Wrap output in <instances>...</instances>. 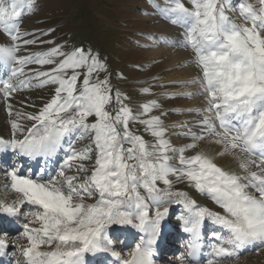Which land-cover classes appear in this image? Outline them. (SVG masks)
I'll list each match as a JSON object with an SVG mask.
<instances>
[{"label":"snow or ice","instance_id":"snow-or-ice-1","mask_svg":"<svg viewBox=\"0 0 264 264\" xmlns=\"http://www.w3.org/2000/svg\"><path fill=\"white\" fill-rule=\"evenodd\" d=\"M258 4L168 0L166 6L155 5L182 29L179 39L162 36L160 42L191 49L186 63L198 69L196 76L161 86L200 85L162 95L203 96L204 101L201 107L153 115L163 105L150 99L134 111L98 50L42 39L54 28L24 29V17L38 10L36 0H0V29L9 38L0 43V64L7 70L0 78V98L10 118V135L0 136V152L43 161L36 171L20 164L0 169V188L16 194L10 202L0 199V213L26 221L15 237L26 243L11 245L12 255L18 251L23 258L18 264H86V255L100 253L114 258L109 264H155L161 225L172 205L181 206L177 218L189 236L180 264L201 253L206 223L215 230L209 233L204 264L235 262L254 246L259 253L264 247V0ZM237 10L244 22L230 14ZM38 43L52 46L30 50ZM32 89L50 91L38 105H25L32 111L14 109L13 95ZM138 91L150 93L151 86ZM170 112L195 113L196 119L169 124L163 117ZM136 123L151 141L133 130ZM172 137L182 142L174 144ZM81 141L87 143L77 147ZM225 156L237 167L218 163ZM176 183H186L215 207L175 189ZM113 226L142 233L127 256L116 250L109 234ZM9 247L8 239L0 238V255Z\"/></svg>","mask_w":264,"mask_h":264},{"label":"rangeland","instance_id":"rangeland-1","mask_svg":"<svg viewBox=\"0 0 264 264\" xmlns=\"http://www.w3.org/2000/svg\"><path fill=\"white\" fill-rule=\"evenodd\" d=\"M184 2L188 4V0H184ZM36 3L38 10L33 15L24 17L22 27L27 30L54 28V32L42 39L55 40L57 43L67 42L69 46L80 42L86 48L91 47L93 50H98L101 57L106 58L110 64L113 83L131 97L125 102L130 104L134 111H141L140 105L150 99H157L163 105L162 109L153 110V115H159L161 111L165 110L203 106V101L196 98H190L188 101L184 98L167 99L162 96V89L173 91H185L186 89L179 86L167 89L173 86L167 85V88L159 86L160 84L154 77H159L163 84H167L170 80L187 79L192 75H188L183 67H177L180 61L172 60V51L160 53L147 51V47L156 42L152 39L156 33L172 39L169 29L164 28L158 20L155 24V6L152 0H36ZM2 32L3 30L0 29L2 43L9 42L7 34L4 35ZM158 37L160 38V36ZM48 45L38 43L30 46V50H46L52 46ZM138 65L146 67L141 69ZM6 71L0 64L1 78L5 76ZM117 73H123L126 78H118ZM154 82L159 87L154 86ZM148 86H151L150 93L144 94L138 91ZM49 91L36 89L19 91L13 95L9 102L12 103L14 109L32 111L31 107H25V105L32 102H36L38 105L40 98L46 99ZM176 114L178 113L170 112L163 118L166 123L170 124L177 121L176 118L183 117ZM192 116H194L192 113L187 115L189 121H194ZM9 119L6 103L0 98V136L5 138H9L10 135ZM131 127L138 134L144 135L146 140H152V137L144 132L143 125L136 123ZM173 131H177V129H170V132ZM172 140L176 141L174 144L182 142L178 137H172ZM84 143L87 141L79 142L77 147ZM201 146L214 152L219 151L217 145L203 144ZM218 162L225 167H237L236 161L230 156L219 158ZM1 180L0 177V183ZM174 187L190 191L199 200H202V197L190 189L186 183H176ZM15 197V193L0 188V199L10 202ZM5 236L8 235L1 234V237ZM8 237L13 239V236L9 235ZM231 264H264V250L243 257Z\"/></svg>","mask_w":264,"mask_h":264},{"label":"bare ground","instance_id":"bare-ground-1","mask_svg":"<svg viewBox=\"0 0 264 264\" xmlns=\"http://www.w3.org/2000/svg\"><path fill=\"white\" fill-rule=\"evenodd\" d=\"M160 17H161V19H160L161 25L164 28H167V29L172 31L174 39H179L180 38L179 33L182 31V29L175 26V25H172L168 19L163 18L161 15H160ZM168 50H172V57H171V58H173L172 60L185 62V66L183 67V69H185L187 71L188 75H192V77H193V76H196L198 74V69H196L194 65L186 63L190 59L191 49L174 47V46H172L170 44H166V43H159V44H156V45L151 46L149 48V52L153 51L155 53L165 52ZM190 86L194 90L200 87V85H190ZM60 155H62V154H60ZM0 157L4 158L5 152H1ZM56 160H59V156L56 157ZM16 162L17 161L12 163L11 165L16 164ZM33 171H35V170H33Z\"/></svg>","mask_w":264,"mask_h":264}]
</instances>
